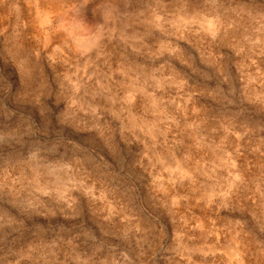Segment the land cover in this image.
I'll return each instance as SVG.
<instances>
[{
	"label": "rangeland",
	"instance_id": "374dc122",
	"mask_svg": "<svg viewBox=\"0 0 264 264\" xmlns=\"http://www.w3.org/2000/svg\"><path fill=\"white\" fill-rule=\"evenodd\" d=\"M0 264H264V0H0Z\"/></svg>",
	"mask_w": 264,
	"mask_h": 264
}]
</instances>
